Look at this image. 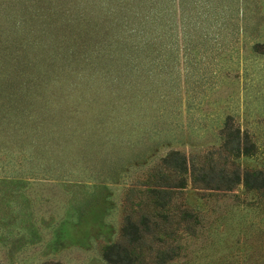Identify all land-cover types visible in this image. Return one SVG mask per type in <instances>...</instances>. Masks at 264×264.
<instances>
[{"label": "rangeland", "instance_id": "rangeland-1", "mask_svg": "<svg viewBox=\"0 0 264 264\" xmlns=\"http://www.w3.org/2000/svg\"><path fill=\"white\" fill-rule=\"evenodd\" d=\"M83 1L72 33L54 0H0V264H110L142 215V264H264V190L187 175L155 218L148 193L171 151L264 171V0ZM228 118L255 153L225 159Z\"/></svg>", "mask_w": 264, "mask_h": 264}, {"label": "trees", "instance_id": "trees-1", "mask_svg": "<svg viewBox=\"0 0 264 264\" xmlns=\"http://www.w3.org/2000/svg\"><path fill=\"white\" fill-rule=\"evenodd\" d=\"M20 1L25 2V0ZM82 1L54 0V6H58L60 8L59 16L63 19V23L59 25L61 29L66 31L69 29L68 27L66 28V20L69 21L68 26L72 27V33L77 30L75 25L76 21L80 24V28L84 29L83 10H85V5ZM124 6V12L121 8L120 10L121 13L123 12V14H125L127 19L121 16L123 20L120 21V25L122 27L123 25L130 26L131 23L135 22L137 17L134 12H127L128 9L126 5ZM79 7L82 9V13L80 15ZM39 8V10L43 12L49 11L47 5H39ZM9 16H12L11 13L5 16V18H8ZM10 20L11 17L7 20L0 19L2 23L3 21L5 22L0 25L3 27L10 26ZM143 26L145 25L140 27ZM61 44L60 46H62ZM129 48L130 45L128 44L125 47H119L116 51L124 52L125 50L127 54ZM81 51L82 49L80 50V54L84 52ZM131 56L134 57V50L131 52ZM78 60L79 62H84L82 58ZM81 119L82 118L80 117V121ZM63 124L64 123H61L60 125ZM221 134L222 143L219 147V151L225 154V159L230 158L231 160H234L241 156H249L255 153L256 145L250 138L249 134L245 131L242 132L239 127L234 128L231 125L229 118L224 121ZM70 148L72 150L71 145ZM215 153V151H212L205 154V160L199 165L189 162L188 158L179 151H171L161 158L158 173L160 179L166 181L164 185L158 184L154 187L148 188L151 202L157 208V212H154L153 214L154 218L155 216H160V210L169 204L174 190H181L186 187L187 175L190 176L196 187L202 189L229 191L236 187L239 183H243V185L249 190H264V171L262 169H241L234 163H232V168L228 169L226 164H220L219 161H213L212 157ZM163 172H170L173 176L168 177L166 174H163ZM175 178L177 179L176 183L173 184L169 182V180H174ZM161 216H165V214H162ZM149 223L150 219L146 215H142L138 220H133L132 217L129 216L126 217L125 223L121 229V239L104 247L102 251L103 259L110 264H142L141 255H139L140 252H138V249L141 244L146 241L147 235L151 234L153 231V228Z\"/></svg>", "mask_w": 264, "mask_h": 264}]
</instances>
